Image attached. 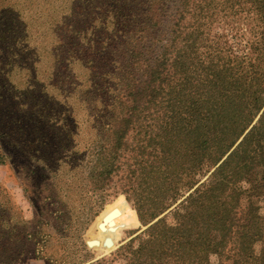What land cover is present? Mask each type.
<instances>
[{"label": "trees", "instance_id": "trees-1", "mask_svg": "<svg viewBox=\"0 0 264 264\" xmlns=\"http://www.w3.org/2000/svg\"><path fill=\"white\" fill-rule=\"evenodd\" d=\"M0 145L37 214L31 233L0 182L12 264L32 243L64 264L98 213L66 219L85 183L144 228L125 264H264V0H0Z\"/></svg>", "mask_w": 264, "mask_h": 264}, {"label": "rangeland", "instance_id": "rangeland-1", "mask_svg": "<svg viewBox=\"0 0 264 264\" xmlns=\"http://www.w3.org/2000/svg\"><path fill=\"white\" fill-rule=\"evenodd\" d=\"M115 10L113 7L112 13L110 8H108V10L105 12V15H107L108 17L106 21L110 24L112 23V17L115 14ZM91 35H93V33ZM81 39V37L78 39L76 35L74 37V41H78ZM23 59L24 61L22 62V64L25 67L27 64L33 62V59L28 56H25V58ZM32 77L33 75L31 72L27 76V80H31ZM0 154L4 155L0 156V182L10 190V193L16 205L19 207L20 211L23 214L28 230L31 233H34L36 231L37 214L34 206L31 204L29 198L23 191V185L26 181L25 175L26 172L29 171V168H26V172L22 171L19 174L17 173L15 166L12 164L13 159L17 157V153L15 151H10L8 157L3 152V146L0 145ZM11 154L14 155V158H10ZM16 159L17 158H15V160ZM20 159L22 162H24V164L28 163L27 159L22 157ZM35 179L37 181L39 189L41 190L40 192H38L37 190L35 192V195L36 197L41 198V196L46 195L45 191L47 190V180L45 179V176L43 175V172L41 170L37 174V177ZM83 185H86V183ZM83 185H73V189L77 192V197H74L72 199L73 201L69 202L68 207L70 211L68 212L66 219L69 220L73 225L77 226L79 225V223H82L86 219L90 218L95 212L98 211V213L95 215L85 231H82L80 234H76L75 237L64 239L66 248V251H64L63 255L64 264H96L97 262H100V264H125V261L123 259L116 257L115 252L121 245L128 242L131 238H133L136 234L144 229L138 220L135 210L126 201L123 195H119L114 198H102L101 203L99 204L97 202V199L92 196V192H90V189L82 187ZM120 200L123 213L117 221L115 230L113 232L101 231L98 228V222L96 221L97 218L108 208V206ZM37 203L38 206H40L39 201ZM262 205H264V200L262 201ZM210 238L212 241L216 242L221 239V235L217 232H214L211 234ZM78 240L83 243V246H80ZM91 240H97L100 242V244L98 246L90 247L86 243L87 241ZM107 240L112 241V245L110 247H107L105 244ZM0 246L6 247L7 249L9 244L7 242H4L2 245L0 241ZM261 247L262 244L260 242L255 243L253 245L254 252L256 254H259ZM35 248L36 246L34 245V243H32V252L35 250ZM32 252L28 253V257L22 258L17 264H50L44 259H35L36 256L32 254ZM46 252L47 256L54 258H58L62 253V251H60V246L56 245V243L51 244ZM7 255L8 252L6 250L5 257L0 258V264H12L11 257H7Z\"/></svg>", "mask_w": 264, "mask_h": 264}, {"label": "water", "instance_id": "water-1", "mask_svg": "<svg viewBox=\"0 0 264 264\" xmlns=\"http://www.w3.org/2000/svg\"><path fill=\"white\" fill-rule=\"evenodd\" d=\"M119 215H120V211L118 209H114L112 212H110L108 215H106L103 218V221L98 225V228L103 232H107V231L113 232L115 230L114 219L117 218ZM86 244L92 247V246H98L100 242L97 240H91V241H87ZM105 244L107 247H110L112 245V241L107 240Z\"/></svg>", "mask_w": 264, "mask_h": 264}, {"label": "bare ground", "instance_id": "bare-ground-1", "mask_svg": "<svg viewBox=\"0 0 264 264\" xmlns=\"http://www.w3.org/2000/svg\"><path fill=\"white\" fill-rule=\"evenodd\" d=\"M114 209H118L120 211V215L114 219V223H115V227L117 226V221L118 219L122 216L123 210L121 209V200L117 201L113 204H111L110 206H108V208L97 218V224L99 225L102 221L103 218L108 215L110 212H112ZM108 228V226H107Z\"/></svg>", "mask_w": 264, "mask_h": 264}]
</instances>
